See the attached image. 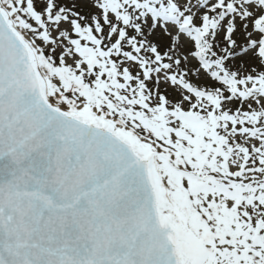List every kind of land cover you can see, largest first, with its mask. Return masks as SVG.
<instances>
[{
	"label": "snow or ice",
	"instance_id": "obj_1",
	"mask_svg": "<svg viewBox=\"0 0 264 264\" xmlns=\"http://www.w3.org/2000/svg\"><path fill=\"white\" fill-rule=\"evenodd\" d=\"M0 264H264V0H0Z\"/></svg>",
	"mask_w": 264,
	"mask_h": 264
}]
</instances>
